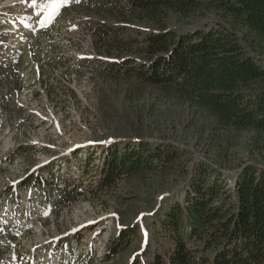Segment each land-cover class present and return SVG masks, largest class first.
Segmentation results:
<instances>
[{"label": "rangeland", "instance_id": "obj_1", "mask_svg": "<svg viewBox=\"0 0 264 264\" xmlns=\"http://www.w3.org/2000/svg\"><path fill=\"white\" fill-rule=\"evenodd\" d=\"M92 2L68 0L49 18L50 9L31 0H0V264H132L136 257L153 264L164 244L153 235L154 216L182 200L198 164L233 174L261 159L264 139L253 130L220 127L206 112L114 72L144 57L128 44L101 42L95 27L109 24L113 35L121 21ZM216 19L172 16L168 26L186 31ZM140 140L171 143L183 155L165 172L100 188L101 150ZM71 185L82 190L78 199L51 209L44 190ZM123 228L132 233L119 240Z\"/></svg>", "mask_w": 264, "mask_h": 264}, {"label": "trees", "instance_id": "obj_2", "mask_svg": "<svg viewBox=\"0 0 264 264\" xmlns=\"http://www.w3.org/2000/svg\"><path fill=\"white\" fill-rule=\"evenodd\" d=\"M86 3L93 5L92 0ZM99 4L121 21L113 35L109 24L95 27L101 42L128 44L144 57L118 63L114 72L136 78L137 89L154 87L165 97L206 112L220 127L253 130L264 139V0H100ZM209 14L217 19L202 27L178 31L168 26L172 16L186 21ZM139 22L151 28L140 30L134 25ZM258 152V162L233 174L205 163L195 167L183 186L182 200L154 216L153 235L164 244L162 255L153 253V264H264V145ZM101 154L98 185L107 190L134 174L165 172L183 151L171 143L140 140L111 143ZM36 180L46 183L38 176ZM27 182L24 179L22 185ZM44 191L53 210L73 203L82 193L77 185ZM131 229L120 230L119 240L131 235ZM136 258L132 264H142Z\"/></svg>", "mask_w": 264, "mask_h": 264}, {"label": "snow or ice", "instance_id": "obj_3", "mask_svg": "<svg viewBox=\"0 0 264 264\" xmlns=\"http://www.w3.org/2000/svg\"><path fill=\"white\" fill-rule=\"evenodd\" d=\"M67 2L68 0H31L33 7H38L40 10L50 9L48 13L49 18L55 14H58L59 6L61 4H66ZM42 26L46 25L42 24Z\"/></svg>", "mask_w": 264, "mask_h": 264}, {"label": "bare ground", "instance_id": "obj_4", "mask_svg": "<svg viewBox=\"0 0 264 264\" xmlns=\"http://www.w3.org/2000/svg\"><path fill=\"white\" fill-rule=\"evenodd\" d=\"M3 6V4L0 3V7Z\"/></svg>", "mask_w": 264, "mask_h": 264}]
</instances>
